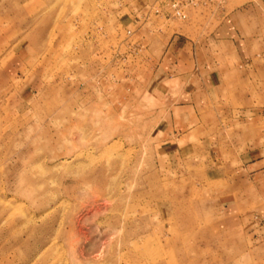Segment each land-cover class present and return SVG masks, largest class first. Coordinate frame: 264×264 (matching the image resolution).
Segmentation results:
<instances>
[{
    "label": "rangeland",
    "instance_id": "obj_1",
    "mask_svg": "<svg viewBox=\"0 0 264 264\" xmlns=\"http://www.w3.org/2000/svg\"><path fill=\"white\" fill-rule=\"evenodd\" d=\"M207 2L0 0V264H264V56Z\"/></svg>",
    "mask_w": 264,
    "mask_h": 264
},
{
    "label": "crops",
    "instance_id": "obj_2",
    "mask_svg": "<svg viewBox=\"0 0 264 264\" xmlns=\"http://www.w3.org/2000/svg\"><path fill=\"white\" fill-rule=\"evenodd\" d=\"M217 1L218 0L211 3L207 2V5L210 3L208 8L212 12L216 7L217 10L223 13L218 19L215 29L217 34L215 38L211 39L212 43H218L219 46L228 49L236 63H241L246 68L250 67L256 57L262 58L264 56V23H262V20H259L258 14L254 12L261 11L260 8L264 7V0H255V3H250L248 5L245 1L242 2L241 0ZM190 47L191 42L183 37L177 36L173 39L165 52V57L161 59L165 65V71L168 72V76L172 78L176 75L175 78L180 80L188 75V71L185 66H183V62L186 61L188 57L187 53H189ZM175 65H179V67H177L176 72H173ZM252 69L248 70L254 74L256 69ZM230 72V68L224 66L218 69L216 75L223 76L230 74ZM212 74L215 75V73ZM172 80H174V78H172ZM184 92H187V90L181 88L178 95H182ZM178 105L179 107L189 106L188 103H181Z\"/></svg>",
    "mask_w": 264,
    "mask_h": 264
},
{
    "label": "built area",
    "instance_id": "obj_3",
    "mask_svg": "<svg viewBox=\"0 0 264 264\" xmlns=\"http://www.w3.org/2000/svg\"><path fill=\"white\" fill-rule=\"evenodd\" d=\"M167 6L170 9L172 16L178 19H184L186 17L184 8L190 5H196L202 0H166Z\"/></svg>",
    "mask_w": 264,
    "mask_h": 264
}]
</instances>
